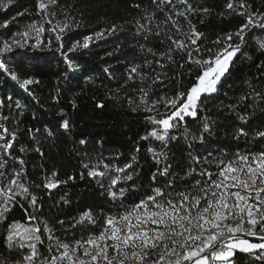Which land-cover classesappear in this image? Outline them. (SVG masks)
<instances>
[{
    "label": "trees",
    "instance_id": "trees-1",
    "mask_svg": "<svg viewBox=\"0 0 264 264\" xmlns=\"http://www.w3.org/2000/svg\"><path fill=\"white\" fill-rule=\"evenodd\" d=\"M42 2L49 13H55L48 17L51 24L44 27L58 25L56 32L41 34L40 48L31 47L36 37L30 33L25 47L0 54V63L7 68L0 69V163L4 164L0 188L5 192L11 188L10 199L0 195V264H25L28 243L36 244L40 256L35 264H39L45 257L50 259V246L56 254V239L73 246L76 240L99 235L108 216L118 217L152 195V189L197 194L198 181L201 187L210 182L206 173H213L212 180L217 178V161H228L237 152L264 151V138L256 135L264 131V49L258 43L264 41V27L259 26L264 24V0H231V10L226 7L229 0H188L195 11L184 16L176 15L186 8L176 0V12L167 4L160 11L152 0ZM5 4L8 6L2 7ZM248 17L254 23L241 39L237 32ZM44 19L38 0H0V45L26 31L33 21L39 24ZM138 20L148 31L141 29L138 34ZM65 23L69 27L60 33L59 27ZM114 26L116 30L110 34ZM192 26L202 34L196 45L185 35ZM96 33L103 35L96 39ZM57 34L61 41L55 39ZM228 34H232L230 41ZM168 35L183 40L188 50L177 49ZM86 36L93 37L88 48L68 51L75 42L82 44ZM218 39L219 44L215 43ZM61 43L64 47L57 51ZM228 44L239 45L240 51L217 90L201 95L195 116L185 114L183 120L173 121L177 126L168 130L164 141L151 136L153 130L163 134V126L155 121L174 110L166 100L186 93L202 71L188 53L193 60H205ZM62 53H67V59ZM135 65H140L138 71L144 79L136 74L128 78ZM13 74L17 79H12ZM24 80L33 82L21 88ZM141 89L147 92L146 105L141 103ZM185 99L181 97L177 104ZM154 101L158 103L154 105ZM65 121L67 129L62 127ZM205 124L208 131H204ZM7 144L12 146L5 151ZM166 167L167 175H161ZM117 168L124 170L118 172ZM49 181L60 183L49 189L45 187ZM20 185L29 189L28 194ZM85 211H90L95 224L77 223ZM17 224L21 233L25 228L39 229L42 243L21 241L17 236L9 248V227ZM260 251L255 250V255ZM255 255L234 250L230 259L232 264H264Z\"/></svg>",
    "mask_w": 264,
    "mask_h": 264
},
{
    "label": "snow or ice",
    "instance_id": "snow-or-ice-1",
    "mask_svg": "<svg viewBox=\"0 0 264 264\" xmlns=\"http://www.w3.org/2000/svg\"><path fill=\"white\" fill-rule=\"evenodd\" d=\"M48 3L55 5L57 0H48ZM152 3L156 4L160 11H164L163 6L167 4L171 6L172 11L176 12L173 0H152ZM176 3L186 5L185 11L176 12V15L184 16L185 12L195 11L188 4V0H176ZM7 6V4L2 5L5 8ZM240 6L245 7L243 4ZM226 7L230 10L234 8L231 0ZM47 8L48 5L42 0H38V9L43 11L45 19L39 24L33 21L27 26L26 31L17 34L24 38L23 42L13 39L11 44L4 42L0 45V54L11 52L13 45L25 47L30 33H35L36 37V43L31 47L40 48L41 34L46 31L56 32L58 26L44 27L45 23L51 24V19L48 17L55 16V13H49ZM203 11L207 12L208 10L203 9ZM239 14L245 15V13ZM165 15L179 31V26L172 16L167 12ZM261 16L264 17V14ZM147 19L151 20L152 14H149ZM253 23L252 17H248L247 23L241 26L237 35L243 39V32ZM137 24L139 25L138 34L141 29L148 31L145 25L140 24L139 20ZM259 26L264 27V24ZM68 27L69 25L65 23L59 27V32L63 33ZM115 30L114 26L109 30V33H114ZM102 35L103 33H96L95 38L99 39ZM185 35L191 45H196L197 40L202 36L201 33L196 32L194 26L191 27L190 34ZM167 38L177 49L188 50V45L183 40H176L171 35H168ZM55 39L61 41V35L57 34ZM226 39L230 41L232 34H228ZM92 40V36H86L82 44L77 41L68 51L72 52L78 47L88 48ZM50 43L51 41H49ZM215 43L219 44L220 40L218 39ZM258 43L259 47L264 49V41ZM63 47L64 45L61 43L57 51ZM141 48L143 49L144 46L141 45ZM195 50L199 51V48L197 47ZM147 51L153 52L151 48ZM168 51L171 53L172 49L169 48ZM239 51V45L233 47L228 44L225 48L218 50L214 56L205 60H193L192 53L189 52L190 61L198 65L202 71L196 76L195 82L186 93H178L174 99L166 100V104L172 105L174 110L166 118L155 121L156 124L163 126V134H158L156 130H153L150 135L164 141L168 130L177 126L173 121L177 118L183 120L185 114L195 116L198 99L204 93H213L217 90V84ZM62 55L67 59V53H62ZM161 55L164 54L161 53ZM171 58L169 55L168 59L171 60ZM160 66L163 67L162 64ZM139 68L140 65L131 66L128 78L133 79V74H136L144 79V75L138 71ZM0 69L7 71L4 63H0ZM12 79L15 80L17 77L13 74ZM32 82L24 80L20 87L24 88ZM141 92H143L141 103L146 105L147 92H144L143 89ZM185 96L186 99L177 104L180 98ZM129 102L132 103L131 100ZM155 103L158 101L153 102L154 105ZM98 107H103V105L100 104ZM135 110L133 108V111ZM2 127L0 125V128ZM62 127L67 129L68 121H65ZM5 131L7 130L5 129ZM204 131H208L207 124L204 125ZM240 134H244L243 130ZM256 135L264 138V131H260ZM142 139H147V137H142ZM172 139H176V137H172ZM11 146V144L5 145V151ZM193 159L199 160L197 157ZM3 167L4 164L0 163V168ZM108 167L105 165V168ZM125 167L129 168L131 165H125ZM217 168L215 180L211 179L213 173L208 172L206 174L210 182H205L202 187L200 182H197L195 187L197 194H193L192 191L165 193L164 189L154 188L152 195L146 196L118 217L108 216L105 220V227L99 235H89L86 241L76 240L73 246L56 239L54 245L56 254H52V246H50V259L45 257L39 261V264H218V262L232 264L230 258L233 257L236 249L252 255H255V250H261L260 255H255V258L264 261V151L249 154L237 152L228 161H217ZM116 170L122 172L124 169L117 168ZM168 170L166 167L160 174L167 175ZM103 174L89 173V175ZM2 175L3 173L0 172V176ZM126 179L131 180L132 177L127 176ZM15 183L16 181L13 180L12 184ZM59 183V181H49L45 187L55 188ZM111 183L115 185L117 180L113 179ZM19 187L24 194H28V188L23 185ZM10 192L11 188L8 189V192L0 188V195H4L6 199L11 198L8 195ZM109 195L115 197V193L111 191H109ZM121 195H123V190H121ZM32 203H35V197L32 198ZM85 221L91 224L96 223L90 211L82 213L77 223L83 224ZM20 228L21 226L18 224L10 225L6 238L9 248L12 247V241L17 236L21 241L35 239L42 243L38 234L39 229L25 228L21 233L18 231ZM45 231L49 230L45 228ZM240 233L249 237H257L260 242L252 243L238 235ZM48 238L49 240L54 239L51 234ZM19 246L23 248L25 245L21 243ZM27 247L30 248V253L25 255L23 260L25 264H35L36 259L40 256L37 246L35 243H28ZM17 264L20 262L17 261Z\"/></svg>",
    "mask_w": 264,
    "mask_h": 264
},
{
    "label": "rangeland",
    "instance_id": "rangeland-1",
    "mask_svg": "<svg viewBox=\"0 0 264 264\" xmlns=\"http://www.w3.org/2000/svg\"><path fill=\"white\" fill-rule=\"evenodd\" d=\"M14 39L19 40V41H21V42H23V40H24V38H23L22 36H20V35H17ZM28 39H29V36L27 37V42H28ZM12 41H13V39H12V40H9L8 43L11 44ZM13 48H21V47L16 46V45H13ZM244 239H247V240H249L250 242L255 243V242H253V241H252L251 239H249V238H244ZM259 242H260V241H259ZM259 242H258V243H259ZM236 250H239V249H236Z\"/></svg>",
    "mask_w": 264,
    "mask_h": 264
},
{
    "label": "water",
    "instance_id": "water-1",
    "mask_svg": "<svg viewBox=\"0 0 264 264\" xmlns=\"http://www.w3.org/2000/svg\"><path fill=\"white\" fill-rule=\"evenodd\" d=\"M238 235H240L242 238H249V239H255V240H258L257 237H249V236L244 235L243 233H240V234H238Z\"/></svg>",
    "mask_w": 264,
    "mask_h": 264
}]
</instances>
